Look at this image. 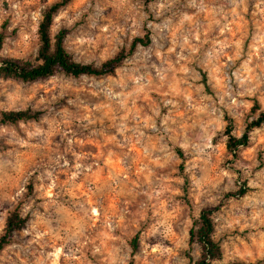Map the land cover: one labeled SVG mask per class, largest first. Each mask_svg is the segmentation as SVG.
<instances>
[{
  "label": "rangeland",
  "instance_id": "374dc122",
  "mask_svg": "<svg viewBox=\"0 0 264 264\" xmlns=\"http://www.w3.org/2000/svg\"><path fill=\"white\" fill-rule=\"evenodd\" d=\"M54 1L0 0V58H36ZM61 29L84 63L151 42L112 74L0 76V114L43 112L0 121V235L27 216L0 264H195L206 208L216 263L264 264V125L236 157L224 135L264 111V0H71Z\"/></svg>",
  "mask_w": 264,
  "mask_h": 264
},
{
  "label": "trees",
  "instance_id": "16d2710c",
  "mask_svg": "<svg viewBox=\"0 0 264 264\" xmlns=\"http://www.w3.org/2000/svg\"><path fill=\"white\" fill-rule=\"evenodd\" d=\"M71 0H56L48 4L42 11V17L38 24L39 47L35 59H24L14 57L0 58V76L14 78L23 82H31L40 78L48 77L55 72H63L66 75L78 77L81 75H105L112 74L122 63L134 53L139 46H146L151 42V36L146 31L141 36H135L127 49H121L113 57L106 59L100 64L84 63L74 59L73 55L65 48L64 38L66 30H59L54 36L51 34V26L56 13ZM2 36L0 35V48ZM256 108V104L252 109ZM41 110H9L0 114L1 122L15 123L20 120H37L42 115ZM227 123L224 128L226 137V149L236 157L240 147L247 146L250 141L251 132L264 125V111H259L244 126L240 135L233 132L232 120L226 117ZM182 169V166H181ZM186 186L184 191L186 192ZM246 192V186H242L233 195L241 196ZM215 208H206L201 211L197 227L189 231V245L196 240L200 244L201 253L195 264H219L216 260L221 259V248L218 241L212 237L214 222L212 213ZM27 216H22L17 210L11 211L6 217L3 233L0 235V250L6 245L13 232L24 226ZM136 242V237L133 239ZM190 264L192 258L188 255ZM227 264H237L235 262ZM255 264H260L256 262Z\"/></svg>",
  "mask_w": 264,
  "mask_h": 264
}]
</instances>
